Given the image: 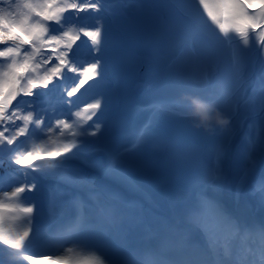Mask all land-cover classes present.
<instances>
[{
  "label": "rangeland",
  "instance_id": "1",
  "mask_svg": "<svg viewBox=\"0 0 264 264\" xmlns=\"http://www.w3.org/2000/svg\"><path fill=\"white\" fill-rule=\"evenodd\" d=\"M186 2L188 8L187 11H183V15L186 13L196 14L201 18V22L210 24L205 31L219 48L220 67L214 68L215 48L208 43L202 45L203 50L213 56L206 58L204 53L202 65L190 66L191 59L198 58L199 55L198 53L193 54L194 46L197 52H201L197 47V41L193 40L192 44L188 45L189 40H187L188 42L184 41L188 35L185 36L186 39H183L182 37L175 38L171 33H167V37L170 42H173V45L165 46L161 53L154 50L152 57L146 58L144 61L134 63L127 61L110 67L111 71L116 68L118 72L108 75L100 84L101 92L87 102H93L95 98L102 99L101 108H104L108 113L98 111L97 116L99 117L95 120L99 124L97 135L82 137L81 146L73 150L74 155L69 154L63 169L58 172L63 175L65 188H75V191L69 189L68 196L64 192H56V190L47 191L45 197L42 198L28 196L36 205L32 233L30 234L31 243H36V245L30 246L33 252L48 255L63 254V247L60 243L56 245L55 249H51L53 237L61 225L76 213L74 202L79 201L83 205L84 214L89 221L87 240L102 249L112 264H141V250L150 251L151 249V242L147 238L140 218V210L144 205L140 200L142 198L146 199L151 207L170 214L168 216L177 223L176 225L182 227V229H178L173 223L159 218L161 222L157 233V245L162 251L163 257L172 261L173 264L176 262L204 264L198 254L188 258L181 254L183 251L197 252L200 250L192 228H199L195 215L201 211V201L206 200L204 195L207 194L208 201L210 200L209 195H211V202L224 214H231L235 204L242 200L246 201L248 213L251 212L252 202L245 192L246 186L247 183H253L258 175L264 172V159H255V166L246 170V158L255 132L258 131V123L263 125L264 122V110L261 106L262 100H264V84L259 86L263 94L262 98L257 97L252 100V103L248 102V98L252 94L249 93V87L246 84L240 85L231 97L225 96L219 91L228 72L234 68L231 46L219 37L218 29L207 18L202 6L198 4V0H187ZM134 10L133 4H128L126 8L111 7L109 9L111 12L130 13L132 24L130 23L129 30L124 32L121 20L106 19L101 21L103 28L109 25L116 31L111 41L121 43L125 49V39L129 36L131 38L137 36V30L131 20ZM168 10L169 7L166 6L165 11L168 12ZM157 26H153V29L146 27L145 31L137 37V41L144 43L151 40L158 34ZM183 28L184 30L188 28L186 22L183 24ZM181 40L186 42L187 46L182 47L181 44H178L182 43ZM174 46L177 47V51L171 53ZM251 46L257 52L260 51L255 44ZM84 55L89 58V61H84L85 66L87 62L95 59L93 51L85 52ZM101 63L103 67H100L99 71L100 74L105 75L109 66L106 61ZM206 69L211 74L208 85L204 83L203 79V71ZM216 70L219 71L216 72ZM71 75L74 74L71 73ZM219 77L221 78L218 79ZM205 87L208 92L202 89ZM210 87L212 88L209 89ZM122 89H125L127 97L124 105H121ZM201 89V94L204 97H212L214 101L221 102L220 107L226 116L230 114L234 117L230 121V127L226 130L209 131L198 127L195 117L182 118L173 113L155 110L154 106L168 102L165 99L168 92H180L179 97H183L185 94L196 96ZM39 90L45 92L47 89ZM226 102L230 103L228 107L223 105ZM54 107L56 115H59L60 118H69L70 105L62 101ZM118 107L121 109L120 120L112 112ZM78 109L74 108L71 111L74 112ZM49 115L51 117L52 113ZM70 118L75 119V117ZM146 124L149 125L147 129H145ZM91 130L89 129V131ZM142 131L144 139L140 141L137 137ZM235 135H237V141L234 144L233 137ZM205 144L207 145L204 146ZM79 152L86 153L85 159L81 163L75 159ZM222 152L223 159L216 160L217 156H222ZM109 161L116 167V174L107 170ZM220 163L226 164V178L220 174L218 179H210V172L214 168L221 169ZM1 172L0 168V180H3L4 176ZM12 172L7 174V180H3L4 183L15 184L23 180L22 176L18 180V174L14 170ZM65 176H78L91 181L100 190L98 197L91 198L86 187L67 182L64 179ZM27 179L36 184L34 191L41 189L40 180L30 175ZM223 183L226 184L224 191L221 193L216 190L213 194L212 190L216 186L220 187ZM231 185L234 187V204L229 211H225L222 203L227 202L228 190ZM238 189L242 192L240 196L237 194ZM257 199L261 203L257 212L261 213L264 211V193ZM101 207L112 210L113 219L107 221L108 224L101 217ZM153 216L156 221L157 217L154 213ZM260 217V221L258 220L256 223L264 224V213ZM109 224L110 226H108ZM39 243H42L43 246L39 247L37 245ZM69 246L71 245H64V247ZM12 251L7 246L0 245V264L23 263H19V259L11 255ZM24 264H30V262L25 261ZM38 264H50V261L38 258Z\"/></svg>",
  "mask_w": 264,
  "mask_h": 264
},
{
  "label": "snow or ice",
  "instance_id": "2",
  "mask_svg": "<svg viewBox=\"0 0 264 264\" xmlns=\"http://www.w3.org/2000/svg\"><path fill=\"white\" fill-rule=\"evenodd\" d=\"M198 4L218 29L219 37L231 46L234 68L241 66L244 52L252 44L264 52V0H198ZM103 7L101 0H0V45H3L0 47V164L4 154H9L10 164L20 166L14 170L17 179L23 177L15 184L0 180V245L12 249L11 255L30 264H38V258L50 264H112L102 249L87 240L89 221L79 201L74 202L75 215L53 237L63 247V254L33 252L30 234L36 205L26 195L36 188L27 179L31 173L57 174L69 154L74 155L73 150L81 146V138L94 137L99 131L93 117L101 109L102 99L95 98L74 112L69 109V118L62 119L46 98L47 93L36 90L59 84L63 85L61 94L70 98L100 76L101 61L94 59L85 66V62L76 58L74 45L83 36L90 40L92 51L98 53L103 40L102 24L99 20L95 27L67 23L65 13H72L75 20L80 13H99ZM18 97L36 99L18 100ZM63 103L71 105L72 101L64 99ZM220 103L212 97L185 94L154 107L158 112L182 118L195 117L197 126L209 131L226 130L234 117L226 116ZM261 106L264 110V100ZM89 121L93 123L89 125ZM20 137L25 140L20 141ZM137 139H144L143 131ZM254 151L253 142L246 158V170L255 166ZM107 170L117 173L111 161ZM219 176L218 167L210 172L212 180ZM64 179L86 187L91 198L98 197L100 190L91 181L78 176ZM200 208L197 224L208 235L209 250L216 264H264V225L241 226L208 200H202ZM100 213L106 221L113 219L110 208L101 207ZM235 240L239 243L234 244ZM65 244L71 246L64 247ZM141 264L173 262L149 252L144 254Z\"/></svg>",
  "mask_w": 264,
  "mask_h": 264
},
{
  "label": "trees",
  "instance_id": "3",
  "mask_svg": "<svg viewBox=\"0 0 264 264\" xmlns=\"http://www.w3.org/2000/svg\"><path fill=\"white\" fill-rule=\"evenodd\" d=\"M186 1L187 0H101V3L104 7L103 10L99 13H80L79 19L75 20L72 13H65L67 23H77L91 27H95L97 20H99L100 23L102 20L106 19H109L110 21L114 19L121 20L123 22L122 30L124 32L126 30H129L128 28L132 24V22H130V13L127 14L122 11L111 12L109 11V9L111 7L126 8L128 4H133L135 6V10L131 14L133 18L131 20H133L134 27L137 30V36L135 38H131V36H129L127 39H125V49V47L121 43H113L111 41V38L113 37V34L116 33V31L110 28L109 25L105 26V28H103V40L100 46V50L98 53H95V59H99L101 62L106 61L109 66L105 75L100 74V76L96 80L89 81L88 84L92 85L91 88H88V84H86L83 88L80 89V92L70 98L61 94L62 85L59 84L56 87L49 85V89L51 91H49V89H47L45 92L40 91L39 89H37V91L47 93L46 98L53 106L59 104L64 99H68L72 101V104L70 105L71 110L74 108H80L101 92L100 84L106 79L108 75H112L113 73L118 72L116 68L111 71L110 67L126 63L127 61H130L131 63H134L136 61H144L146 58L149 59L152 57V52L154 50H157L159 53H161L164 50L165 46L169 44L173 45V42H170L168 40L167 33L173 34L175 38L182 37L183 39H186L185 36L188 35L187 39L184 40H189L188 45H191L193 40L197 41L198 46L196 44L195 45L200 48L201 52H197V49L194 46L193 54L198 53L199 55L198 58L194 57L193 60L191 59L190 66H197L200 64L202 65L204 62V53L206 58H210L211 56H213L203 50L202 47V45H206V43L212 45L215 48L214 56H216L214 68H219L221 62L219 58L220 56L218 55L219 48L213 38L210 37L205 31L208 29L210 24L208 22H201V18L196 14L186 13L185 15H183V11H187L188 8V4ZM166 6L169 7L168 12L165 11ZM185 22L188 24V28L184 30V28L182 29V26ZM155 25H158L156 29V31H158V34H156L151 40H147L144 43L137 41V37H139L143 33V31H145L146 27H150L151 29H153V26ZM185 31L186 33H184ZM180 42L182 43L178 44H181L182 47L187 46L186 42H183V40H181ZM90 43V40L83 36L81 37L80 41H77V44L74 45V51L77 59L83 62L89 61V58H87L84 53L88 51L92 52ZM253 46H250L247 50H245L241 66L238 69L232 68L231 71L228 72L227 78L224 79V82L220 85L219 91H221L223 95L224 93H227V96L231 97L236 93L240 85L246 84L249 87V93L252 94L248 98L249 103H252V100H255L257 97L262 98L263 94L261 92V89H259V86L261 84H264V52H257V50L253 49ZM0 47H3V45H0ZM176 48V46L172 47L171 53H173V51L175 53L177 51ZM101 67H103L102 63ZM218 71L219 70H216V72ZM67 75L72 76L71 73H68ZM210 75V71H208L207 69L203 71V77L207 80V84L210 83ZM220 78L221 77H219L218 79ZM211 88L212 87H210L209 89ZM85 89H87V91H85ZM201 91L202 90H199L198 96H202ZM205 91L208 92V90ZM173 94L174 95L171 96V98L168 96V102L178 98L180 92H174ZM17 99L32 100L36 98L18 97ZM126 99L125 89H122L121 105L126 104ZM13 103L15 104L16 102L14 101ZM100 111L105 112L106 114L108 113V111L104 110V108H101ZM112 112L116 115V118H118L119 120L121 119V117L119 116V113L121 112L120 107H118L117 109H113ZM98 117L99 116L93 117V121H95ZM93 121H89L88 124L91 125ZM17 123H19V121ZM258 125V131L255 132V135L253 137L255 146L254 155L255 159L258 158L262 160L264 159V123L263 125H260V123H258ZM235 138H237V135H235L233 139L235 140ZM19 140L24 141L25 138L20 137ZM8 155L9 154L7 153L4 154L3 164H0V167L2 169L1 174L2 176H4L3 180H7L8 173H13V170L20 168L19 165L10 164ZM85 156V152H79L75 159L79 163H81L84 161ZM34 163L42 164L44 162L35 161ZM30 176H34L35 178L40 180L42 187L40 190L27 193V196L33 195L35 198H42L45 197L47 191L53 190H56V192L62 191L65 195L68 196L67 193L70 192L69 189H71L73 192L75 191V188H65L63 175L61 173H57L55 175H45L42 172H36L31 173ZM34 245H36V243H31V246ZM37 245H39V247L43 246L42 243H39ZM3 259L8 260V258L6 257H3ZM20 262H23L21 264H24L25 261L19 260V263Z\"/></svg>",
  "mask_w": 264,
  "mask_h": 264
},
{
  "label": "bare ground",
  "instance_id": "4",
  "mask_svg": "<svg viewBox=\"0 0 264 264\" xmlns=\"http://www.w3.org/2000/svg\"><path fill=\"white\" fill-rule=\"evenodd\" d=\"M250 192L253 193V190H251ZM252 198H253V203L255 205L256 204L259 205L257 198H255V197H252ZM243 206H244L243 204H240L238 202V204L236 205V210H235V217L236 216H239V217L241 216L242 217L241 218V221H236V223H238L241 226H245L248 222H250L249 217L247 216V214H246ZM195 216H198V215H195ZM197 234H198L197 240H198V243H199V245L201 247L200 249L203 250V251L204 250H209V238H208V235L205 233V231L202 228H200V229L197 230ZM58 243H59V241H57L56 239H54L52 241L53 248H55V246ZM201 250H198V251L196 250L198 253L197 252H194V251H190V252L189 251H183L181 254L184 257H186V258H188V257H195L197 254L200 255V251Z\"/></svg>",
  "mask_w": 264,
  "mask_h": 264
}]
</instances>
